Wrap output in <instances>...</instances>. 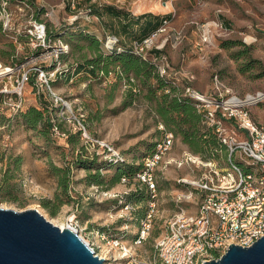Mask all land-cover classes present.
<instances>
[{
  "label": "rangeland",
  "instance_id": "1",
  "mask_svg": "<svg viewBox=\"0 0 264 264\" xmlns=\"http://www.w3.org/2000/svg\"><path fill=\"white\" fill-rule=\"evenodd\" d=\"M117 1L76 0V4L81 5L73 9L68 6L72 0H0V72L10 69L0 73V116L13 117L25 110L36 103L38 89H43L50 101H54L56 114L62 117L57 121L62 131L75 133L85 127L91 137L89 141L82 139L75 147L67 148L66 135L57 129L56 145L48 146L38 131L15 119L11 125L0 124V207L17 211L37 208L60 227H67L72 221L77 225L78 234L97 253L107 256L105 264H160L154 246L166 221L180 207L196 212L200 199L193 186L179 182L182 178H199L204 171L186 162L189 157L186 153L190 151L180 139H175L165 161L154 172L156 191L153 193L139 181L138 175L130 183L121 181L107 189L116 167L99 164L102 169L95 166L86 170L72 163L67 198L61 192L55 170L51 169V163L58 166L71 163L77 153L96 155L100 163L109 160L113 153H119L141 164L148 157L151 145L161 139L154 114L143 97L128 108L119 109L128 87L126 81L118 82L114 74L94 78L87 74L89 70H79L68 79L62 78L63 71L53 74L55 57L52 55L61 47V42L69 45L63 30L88 27L96 33L99 29L105 41L108 17L88 20L82 16L90 7L115 5ZM125 1V5L131 6L129 2L133 4L138 0ZM162 2L170 4V11L153 13L162 21L155 31L162 29L157 44L167 39L159 55L166 56L176 71L193 76L189 82L193 88L213 95L217 77L237 95L264 90V0H160V4ZM41 25L45 27L44 34L40 32ZM227 40L241 41L243 45L223 48L222 42ZM135 41L128 44L132 46ZM11 44L15 47L12 56L15 66L6 64L10 63L6 59L11 61V56L1 55L13 51ZM241 51L246 52L236 58ZM64 57L60 61L65 68L74 65L77 59V56ZM42 71L46 77L41 75ZM31 74H36L38 87L28 81L23 83L25 76ZM179 79L185 82L183 76ZM52 92L63 101L57 102ZM261 104L264 107V101ZM255 107L251 109L253 118L264 124V120L253 113ZM216 158L221 166H228L221 151ZM16 159H21L18 172H14ZM169 159L173 162L166 164ZM180 161L185 163L179 165ZM189 191L195 194L193 202L179 204L178 194ZM152 200L157 205V215L150 236L143 243L135 244L139 214ZM47 201L49 208L43 205ZM100 233H104L107 240L102 239ZM115 239L130 249V257H123L118 248H111L109 242Z\"/></svg>",
  "mask_w": 264,
  "mask_h": 264
},
{
  "label": "built area",
  "instance_id": "2",
  "mask_svg": "<svg viewBox=\"0 0 264 264\" xmlns=\"http://www.w3.org/2000/svg\"><path fill=\"white\" fill-rule=\"evenodd\" d=\"M76 7V0H72L71 8ZM82 17L88 19L87 14ZM39 29L41 33H45L43 25ZM161 32L162 29L143 41H135L133 51L144 58L148 57L150 51H158L151 58L159 75L178 81L183 76L186 81L184 95L195 102L198 112L203 113L204 122L212 128L219 143L226 148L228 166H221L218 160L188 155L186 162L204 169L199 178L179 180L180 183L193 186L200 196L197 210L191 213L180 207L166 221L164 231L155 241L154 252L160 264H203L220 258L231 244L249 247L264 236V124L251 115V109L263 103L264 90L244 96L237 95L227 89L217 77L213 95L193 88L189 84L193 76L176 71L166 56L159 55L167 42L166 39L160 45L157 44V36ZM116 43L115 37H108L106 47L113 48ZM68 53L69 45L61 42V47L52 55L55 57L54 75L65 68L60 58ZM41 75L46 77L44 71ZM25 81L27 76L23 83ZM46 83L48 84V80ZM52 94L57 102L63 101L61 97L53 92ZM159 128L163 131L161 139L154 152L145 159L142 171L138 173L139 181L146 184L152 193L156 191L153 174L165 161L176 139L174 133L167 131L162 123ZM83 130L84 139L91 140L85 127ZM112 157L123 161L119 153H113L109 159ZM172 162L169 159L166 164ZM184 163L180 161L179 165ZM122 181L127 182V179L123 178ZM194 196L193 191L179 193L177 202H193ZM155 197L156 194H153L152 198ZM156 215L157 205L152 200L140 223L135 244L143 243L150 236ZM68 226L78 232L77 225L72 221ZM100 237L107 240L104 233H100ZM109 244L112 249L118 248L123 257H130V249L118 239L111 240ZM91 249L100 258L107 259V256L97 253L94 247Z\"/></svg>",
  "mask_w": 264,
  "mask_h": 264
},
{
  "label": "trees",
  "instance_id": "3",
  "mask_svg": "<svg viewBox=\"0 0 264 264\" xmlns=\"http://www.w3.org/2000/svg\"><path fill=\"white\" fill-rule=\"evenodd\" d=\"M31 2L34 4L33 1ZM80 5L81 3H77L78 9ZM68 6L71 7V3ZM84 14H87L88 20L91 17L102 19L106 15L108 21L105 28L108 32L106 33L105 28L103 29L106 33L105 41L108 37H115L117 43L113 48L106 47L105 41L101 39L103 35H99L97 29L96 33L88 27H79L75 31L69 28L63 30L65 32L64 39L71 47L70 53L65 55L64 59H68L71 56H77V59L74 65L63 69L62 78L68 79L70 76L77 74L79 70H89L87 74L94 76V78H107L114 74L118 82L126 81L128 86L125 91L123 105L119 109H126L135 100L143 97L154 114L159 133L163 134V131L159 129V125L162 123L165 129L173 132L175 138H179L194 155H199L205 160H217L216 154L221 151L226 158V148L219 143L212 128L204 122L203 113L198 112L195 102L184 95L186 81L161 77L152 58H144L142 55L135 53L132 46L128 44V41H143L149 37L160 27L162 23L160 18L151 13L143 14L139 17L131 16L130 12L125 9H119L115 5L100 6V4L94 6V8L90 7ZM48 34H51L49 29ZM241 45H243L241 41L227 40L222 42V47L226 49ZM11 47L13 49L11 53L2 52L1 55L2 57L11 56V61H9L10 58L6 59L8 60L6 62L10 63L6 64L15 66V57H12L15 53V47L12 44ZM245 52L237 53L236 58L243 56ZM155 53H158V51H151L149 54L153 56ZM89 56L91 58H88ZM250 63H252V60L249 61ZM27 81L31 86L38 87L36 74L27 76ZM38 91L39 96L36 103L25 110H20L13 117H7L2 114L0 116V124L11 125L15 119L26 127L38 131L48 146L56 145V133L58 132L56 130L60 129L67 137V148L71 145L75 147L78 142L84 139L83 130L79 129L75 133L62 131L61 125L57 123L62 117L56 114L54 101H50L43 89H38ZM60 104L62 105V103ZM156 144L154 143L149 148L148 157L154 152ZM120 156L123 161L112 157L100 163L99 157L96 155L85 156L82 153H77L71 163L69 161L64 166L51 163V169H54L57 174L61 192L69 198V184L73 164L86 170L93 169L95 166L96 169H102L103 167H98L99 164L116 167L115 175L107 189L119 184L123 178L127 179V183H130L142 171L146 158L141 164H137L135 158L129 161L124 155L121 154ZM66 157L67 155L65 154ZM15 162L17 164L14 172H18L21 159H16ZM8 175L11 176L7 173ZM5 180L7 181V178ZM100 184L103 183L100 182ZM180 184L185 185L183 183ZM49 204L50 202L47 201L43 205L45 208H49ZM147 211L148 208L139 214V225L145 218Z\"/></svg>",
  "mask_w": 264,
  "mask_h": 264
},
{
  "label": "water",
  "instance_id": "4",
  "mask_svg": "<svg viewBox=\"0 0 264 264\" xmlns=\"http://www.w3.org/2000/svg\"><path fill=\"white\" fill-rule=\"evenodd\" d=\"M69 226L60 227L37 208L0 207V264H105ZM203 264H264V236L252 246L231 244L220 258Z\"/></svg>",
  "mask_w": 264,
  "mask_h": 264
},
{
  "label": "crops",
  "instance_id": "5",
  "mask_svg": "<svg viewBox=\"0 0 264 264\" xmlns=\"http://www.w3.org/2000/svg\"><path fill=\"white\" fill-rule=\"evenodd\" d=\"M117 2H119V3H116L115 6L119 9L127 10L128 12H130L131 16H138L139 17L143 14H148V13L153 14L154 12H158V14H162V13L165 14V13L170 11V4H168V2H162L160 4V0H153V1L152 0H138V2L136 1L133 4L131 2H129V5H131V6L125 5L126 4L125 0H118ZM153 3H154V6H153ZM153 7H155V8H153ZM97 33L99 35H102V33L98 29H97ZM253 113L255 114L256 117H259L262 120H264V107L262 106V104L255 107L253 109ZM177 139H179V138H177ZM190 153L187 152L186 154L189 155ZM191 155H193V153H191Z\"/></svg>",
  "mask_w": 264,
  "mask_h": 264
},
{
  "label": "bare ground",
  "instance_id": "6",
  "mask_svg": "<svg viewBox=\"0 0 264 264\" xmlns=\"http://www.w3.org/2000/svg\"><path fill=\"white\" fill-rule=\"evenodd\" d=\"M153 1V0H152ZM138 2V1H137ZM139 5V4H138ZM147 5V4H146ZM153 6H154V3H153ZM153 8H155V7H153ZM137 10V9H136ZM141 10V9H140ZM150 10V9H149ZM148 10V11H149ZM5 72H9V70H5L4 72L2 71V72H0V73H5ZM64 227V226H63Z\"/></svg>",
  "mask_w": 264,
  "mask_h": 264
}]
</instances>
